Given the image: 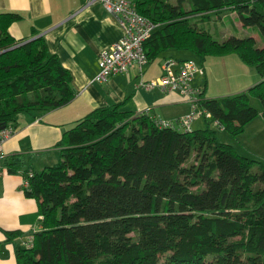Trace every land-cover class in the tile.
Wrapping results in <instances>:
<instances>
[{
	"label": "trees",
	"instance_id": "1",
	"mask_svg": "<svg viewBox=\"0 0 264 264\" xmlns=\"http://www.w3.org/2000/svg\"><path fill=\"white\" fill-rule=\"evenodd\" d=\"M133 1L157 26L145 43L148 64L169 51L189 52L203 68L208 58L235 55L260 81L229 97L205 98L200 90L205 129L159 127L145 113L125 111L121 102L94 109L66 131L54 166L34 172L28 158L5 157L4 171L26 172L25 194L42 217L33 247H17V261L264 264V163L220 142L209 121L238 138L259 116L264 119V0ZM224 10L259 32L263 46L254 37L220 42L205 25L211 13ZM22 20L19 13L0 14V128L76 97L71 74L37 31L29 42L11 35ZM8 235L13 240L22 234Z\"/></svg>",
	"mask_w": 264,
	"mask_h": 264
},
{
	"label": "crops",
	"instance_id": "2",
	"mask_svg": "<svg viewBox=\"0 0 264 264\" xmlns=\"http://www.w3.org/2000/svg\"><path fill=\"white\" fill-rule=\"evenodd\" d=\"M4 12L19 13L23 17L10 28L16 40H30L33 31L45 39L49 51L71 74L76 91L75 99L68 105L42 115L37 111L21 114L17 123L12 124L15 133L4 144L5 157L19 155L28 158V167L34 172L58 163L56 145L63 134L94 109L124 102L125 111L145 113L153 119L175 123L192 114V100L198 101L202 91H205V98H210L207 96L209 78L202 66L199 68L203 73L196 74L191 82V86L199 91L196 96L140 87L141 83L160 80L168 61L188 59L175 56H165L160 63H147L142 74L134 67L106 82H96L100 55L124 35L119 18L107 13L101 3H90V0H0V14ZM29 98L33 99V95ZM206 119L208 117H200L194 122L203 120L205 123ZM193 123L190 130H194ZM25 173L4 171L0 177V264H19L17 247L24 246L34 233L41 230L38 204L24 191ZM12 231L20 232L21 237L9 240L8 233Z\"/></svg>",
	"mask_w": 264,
	"mask_h": 264
},
{
	"label": "built area",
	"instance_id": "3",
	"mask_svg": "<svg viewBox=\"0 0 264 264\" xmlns=\"http://www.w3.org/2000/svg\"><path fill=\"white\" fill-rule=\"evenodd\" d=\"M90 3H101L107 13L118 16L124 30L122 39L100 55V71L95 81L106 82L110 77L127 73L134 67L141 71L148 63L145 43L157 26L150 19L139 14L136 6L126 0H90ZM176 66V63H170L165 68V75L160 80L141 83L140 87L147 90L159 88L164 92H180L183 96L195 94L196 92L189 86V82L197 72L195 64L184 62L179 66V71L176 70ZM192 109L191 115L176 123L158 121L157 124L167 128L180 125L184 129L190 130L192 122L203 115V111L196 102L192 103ZM14 131L12 125L0 130V177L4 173L2 167V161L6 154L4 144L12 137ZM28 185V180H26L25 186L28 187Z\"/></svg>",
	"mask_w": 264,
	"mask_h": 264
},
{
	"label": "rangeland",
	"instance_id": "4",
	"mask_svg": "<svg viewBox=\"0 0 264 264\" xmlns=\"http://www.w3.org/2000/svg\"><path fill=\"white\" fill-rule=\"evenodd\" d=\"M176 1L177 0H171L172 3H176ZM210 16L212 18H210V21L208 19L206 20L205 27L207 29L211 28L212 32L216 33L215 37L220 42H224L231 36H237L239 38L254 37L258 42V47L263 46V40L260 39L259 32L243 28L238 16L231 11L224 10L219 13H211ZM196 17L197 20L201 19V16ZM208 24H210V26H208ZM165 56H172L173 58L175 56L177 59L188 58V60L190 59V61L195 62L198 67H201L200 62L195 55L184 51L166 52L151 64L155 62L160 63ZM205 68L209 78L207 96L213 99L214 97L221 98L239 94L238 92H241L242 90L245 91L248 87H253L259 82H257L259 75L256 71L253 68L243 65L235 55L221 58H208ZM202 73L203 71L197 72L196 74ZM198 77L199 76H197V78ZM251 105L259 111H262L260 101L251 99ZM209 121L210 128L217 132L218 140L220 142L234 146L242 156L264 163V119L261 116L247 126L246 133L238 138H234L226 131L222 130L213 120ZM207 126L206 122L204 123L203 120H198V122L193 123L192 128L194 130H199L205 129Z\"/></svg>",
	"mask_w": 264,
	"mask_h": 264
},
{
	"label": "bare ground",
	"instance_id": "5",
	"mask_svg": "<svg viewBox=\"0 0 264 264\" xmlns=\"http://www.w3.org/2000/svg\"><path fill=\"white\" fill-rule=\"evenodd\" d=\"M126 1H128L129 3H132V4H134V5L136 6V4L134 3L133 0H132V1H130V0H126ZM136 9H137V7H136ZM139 14H140V13H139ZM112 15H113V14H112ZM115 16H116V15H115ZM117 17H118V16H117ZM118 18H119V17H118ZM156 28H157V27H156ZM152 34H153V33H152ZM150 37H151V36H150ZM121 39H122V38H121ZM121 39H120V40H121ZM31 40H33V39H30V40H28V41H31ZM28 41H26V42H28ZM148 62H149V61H148ZM185 62H192V63H194L195 66H196V68H197V72H200V68L198 67V65H197L195 62L190 61V60L185 61ZM170 63H176L177 66H176L175 68H176L177 71H179V69H180L179 66H180L182 63H184V62H177V61H175V60H172V61L170 60V61H168L167 64L164 66V75H165V68H166L167 66H169ZM144 67H145V66H144ZM136 68H137V67H136ZM138 70H139V69H138ZM139 72L142 74V73H143V69H142L141 71L139 70ZM197 72H196V73H197ZM196 73H195V74H196ZM123 74H124V73H123ZM195 74H194L193 78L191 79V81L189 82V86H190V87L196 92L195 94H191V95H193V96H194V95L196 96V95L199 94V91L196 90V89H194V88L191 86V82H192V80L194 79ZM164 75H163V76H164ZM97 76H98V75H97ZM114 76H115V75H114ZM146 90H147V89H146ZM162 91H163V90H162ZM169 93H171V92H169ZM189 96H190V95H189ZM192 102H196L197 105H198V102H197L196 100L193 99ZM201 117H202V116H201ZM198 118H200V117H198ZM198 118H197V119H198ZM158 121H161V120L156 119V124H157ZM178 121H179V120H178ZM163 122H165V121H163ZM176 122H177V121H176ZM176 122H175V123H176ZM157 125H158V124H157ZM158 126H159V125H158ZM159 127H161V126H159ZM13 128H14V126H13ZM163 128H166V127H163ZM173 128H177V129L179 128V129L186 130V129H184L183 127H181L180 125H176V126L173 127ZM14 129H15V128H14ZM14 133H15V132H14ZM13 135H14V134H13ZM13 135H12V136H13ZM2 162H3V161H2ZM29 176H31V175H29ZM25 181H26V178L24 179V183H23V184H24V185H23V186H24V189L29 187V185H28V187L25 186ZM28 183H29V182H28ZM24 246H25V247H28V248H32V247H33V236H31V237L28 239V241L24 244Z\"/></svg>",
	"mask_w": 264,
	"mask_h": 264
},
{
	"label": "water",
	"instance_id": "6",
	"mask_svg": "<svg viewBox=\"0 0 264 264\" xmlns=\"http://www.w3.org/2000/svg\"><path fill=\"white\" fill-rule=\"evenodd\" d=\"M29 42V41H28ZM24 44V43H23ZM23 44H21V45H23ZM20 46V45H19ZM5 127H2V128H0V129H4Z\"/></svg>",
	"mask_w": 264,
	"mask_h": 264
}]
</instances>
